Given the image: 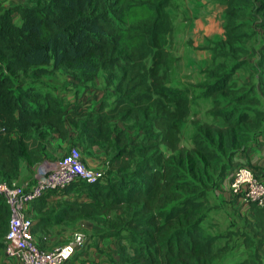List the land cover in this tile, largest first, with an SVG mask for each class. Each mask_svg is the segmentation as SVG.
<instances>
[{
    "label": "trees",
    "instance_id": "trees-1",
    "mask_svg": "<svg viewBox=\"0 0 264 264\" xmlns=\"http://www.w3.org/2000/svg\"><path fill=\"white\" fill-rule=\"evenodd\" d=\"M30 1L29 6L16 5L0 13V180L20 184L21 164L42 162L47 156L45 138L55 133L65 139L70 126L86 146L106 144L113 149L109 168L117 179L77 182L62 189L77 195L58 201L60 207L51 217L54 223L119 211L122 216L107 219L114 230L100 234L118 240V264H220L221 250L212 249L214 237L200 225L206 217L207 194L216 179L221 182L228 173L235 153L249 145L264 109L256 89L240 93L231 87L233 72L244 61L224 68L218 55L245 52L243 43L250 34L242 30L241 18L250 17L251 3L264 12V0H221L224 38L213 43L212 64L204 69L198 87L211 98L210 115L223 123L198 122L191 147L183 145L180 136L190 114L186 90L169 85L163 72L170 60L172 0ZM261 22L264 28V17ZM259 64L264 71V53ZM59 71L69 72L81 84L100 71L108 72L107 77L119 71L113 105L102 103L95 111L76 103L67 113L47 91L40 101L34 84ZM22 77L25 84L20 83ZM261 93L264 99V83ZM113 121H131L133 129L145 133L148 140L138 154L127 130H114ZM159 144L168 154L156 147ZM58 191L51 190L30 205L35 212H47L51 208L47 197ZM250 205L249 225L261 239L253 254L233 264H263L264 206ZM30 217L32 234L47 225L42 216ZM9 219V207L0 196V250ZM121 228H129L127 237ZM246 242L248 249L252 245Z\"/></svg>",
    "mask_w": 264,
    "mask_h": 264
},
{
    "label": "rangeland",
    "instance_id": "rangeland-1",
    "mask_svg": "<svg viewBox=\"0 0 264 264\" xmlns=\"http://www.w3.org/2000/svg\"><path fill=\"white\" fill-rule=\"evenodd\" d=\"M185 0H172L169 5V11L174 23V30L171 32L168 38L167 50L170 53V60L169 64L163 67V72L166 73V79L169 80L174 85V87H180L186 90V94L189 99L190 111L189 116L181 129V143L187 147H191L192 145V135L195 131L196 124L198 122H215L217 124H222L223 121L220 118H215L211 116L209 111L212 108V101L210 97H206L201 89L198 87V84L204 79L203 71L206 66L201 65V55H202V44L200 40L206 35L205 28H196L195 35L190 34L192 29V24L198 21V18L190 17L187 14H184L182 10V6ZM190 3H193V0H187ZM219 5H223L224 3L221 0H216ZM214 7V6H213ZM218 7V6H216ZM247 10L250 11V17L241 18L244 21V25L242 30H247V25L249 21H258L259 19L264 17L263 10H259L254 6V3H251L247 7ZM220 11V9H218ZM252 15L255 17L253 18ZM218 17V16H217ZM191 21V23H190ZM225 23V16L223 11V28ZM257 25V24H255ZM251 27H249L250 29ZM252 29V28H251ZM210 30V29H209ZM220 26L218 23V18L215 19V24L211 27L210 32L215 35L219 32ZM250 37V36H249ZM248 37V38H249ZM224 38V36H223ZM222 38V39H223ZM247 38V39H248ZM243 46L245 47V43ZM221 40V39H220ZM214 40H211L207 48L213 46ZM212 51V49H211ZM252 60V55L248 54V51L240 53L236 57L234 56H224L218 55V62H222L224 64V68H231L236 63V61H245V60ZM200 60V62H199ZM260 58L257 59L256 63L259 65ZM93 63H96L93 60ZM212 64V63H211ZM210 64V65H211ZM252 64V63H251ZM209 65V66H210ZM204 66V67H203ZM208 66V65H207ZM208 66V67H209ZM262 68V69H261ZM260 72L264 76L263 67H260ZM102 71L98 73V75L92 79V83L94 84L93 91H89L93 93V96L98 97L95 102L96 106H93L92 110H98L100 104L105 103V106H112L114 103L113 96L115 95V83L117 77L119 76V71H115L112 76L106 77L103 79L101 75ZM106 75L108 72H104ZM70 74L69 72L59 71L57 73H50L48 75H44L39 81V92L42 95L47 91L51 96L57 99L62 107L65 109L68 106H71L72 103L76 102L78 98L75 95L70 94L71 91L67 84H71V82H67L65 75ZM250 75L249 80H245L246 75ZM253 75H255L253 77ZM260 75V73H259ZM75 79V78H74ZM82 78H80L81 80ZM232 79L235 82L234 85L231 87L236 89L234 91H249L251 87L257 91L259 98L261 99V105H264V99L261 93L262 85L260 84V78L255 71L253 73L248 72V69H240L237 72H233ZM70 81V79L68 80ZM90 82V81H89ZM233 82V83H234ZM88 83V82H87ZM87 83H83V86H87ZM74 86V85H73ZM253 92V91H252ZM75 94V93H74ZM68 95V96H66ZM228 94L227 97H229ZM94 100V98H93ZM261 105H258L259 107ZM253 105H251L252 107ZM261 106V107H262ZM132 122L128 121L125 123L119 121L112 122V128L114 130L118 128H124L130 134L132 138V143L136 146L134 147L136 153L138 154L139 146H144L147 143V138L145 133L140 130H136L131 126ZM69 143V141H68ZM72 146H76L81 155V162L82 164L89 169L98 170L102 172V179L106 181H114L117 179L116 171L109 168V159L113 154V149L107 146L106 144L95 145L97 151H91V147L86 146L85 142L83 141L82 136L80 137V144L75 145L74 143L70 142L66 148H70ZM158 149L163 151L164 153L168 154L165 145L159 144ZM66 149L65 151H67ZM154 149V148H153ZM94 155H97V158H101L102 163L99 168L89 167L85 163V158H93ZM140 158H137L139 161ZM137 161L134 160L131 164V169H135L137 166ZM217 178L215 183L212 185V188L209 190L207 194V204H206V217L201 222V229L206 235H212L214 237V242L212 244V249L221 250V257H220V264H233L236 261H239L247 256H250L255 251V245L260 241L261 236L255 235L252 231L249 222L251 220L248 219L247 215L242 211L241 206H237L236 198H229L230 197V190L224 189L220 187V182ZM72 189H76L73 187ZM234 202V206L232 203ZM50 209L47 212L38 213L35 212L33 215L34 219L42 216L46 219L47 225L41 228L40 230H45L48 234L52 233L54 227L57 225L56 223L51 220V217L55 214V212L60 207V202H53L50 205ZM123 214L119 211L110 213L106 217H95L91 219H81L85 221H93L96 225L100 228L99 232H106V231H113L114 229L110 228V223L107 219L112 220V218L116 216H122ZM131 215V213H129ZM244 215V216H243ZM76 222L71 223H62L61 225L73 226ZM123 231V235L126 234L128 236V229L129 228H121ZM76 232H82L86 238L87 235L83 231V229L78 228ZM127 238V241L132 244L134 241L130 238ZM248 241L252 246L250 248H246L245 244ZM127 242V244H128ZM264 243V241H263ZM262 243V244H263ZM134 245V244H133ZM130 246V245H129ZM131 248V247H130ZM132 249H130L131 251Z\"/></svg>",
    "mask_w": 264,
    "mask_h": 264
},
{
    "label": "crops",
    "instance_id": "crops-1",
    "mask_svg": "<svg viewBox=\"0 0 264 264\" xmlns=\"http://www.w3.org/2000/svg\"><path fill=\"white\" fill-rule=\"evenodd\" d=\"M187 0L184 1L182 6V10L184 14H187L190 17L198 18V21L192 24V29L190 34L195 35L196 28H205L206 35L200 40L202 44V55L201 61L202 64L208 67L212 63V51L210 48H207L211 40L214 42L219 41L224 36V28H223V11L225 9V5H219L216 0H193V3H190ZM22 5L29 6L31 5L30 0H0V13H2L6 8ZM214 6V7H213ZM218 6V7H216ZM220 9V11H218ZM168 12L169 8H168ZM14 17L17 16L16 13L13 14ZM218 16V17H217ZM253 18H255L252 15ZM218 18V23L220 26V30L217 34L213 35L210 30L211 27L215 24V19ZM191 23V21H190ZM261 19L258 21L253 20L249 21L247 25V32L250 34V37L247 39L245 43V49L248 51L249 55H252V60L246 59L243 64H241L237 68V72L240 69H248V72L255 73L262 79H260V84L264 81V76L260 72V67L257 65L256 61L260 58L261 54L264 53V28L261 26ZM257 24V25H255ZM174 25V23H173ZM249 27H251L249 29ZM210 29V30H209ZM174 30V28H173ZM169 38V37H168ZM200 62V60H199ZM252 63V64H251ZM208 65V66H207ZM260 65V64H259ZM203 66V67H204ZM262 69V68H261ZM57 73V72H55ZM260 73V75H259ZM103 79H106L107 75L102 72L101 73ZM255 75H253L254 77ZM67 82H71V84H67V87L70 88V94L77 96L75 103H72L71 106H68L64 109L65 112L70 113L74 108L76 103L80 104V107L87 110H92L93 106H96L95 102L98 97L93 96L94 84L93 81L88 82L85 86L84 84L78 83L76 79L71 74L65 75ZM70 79V81H68ZM250 75H246L245 80H249ZM25 78L22 77L20 79V83L25 84ZM40 81V80H39ZM39 81L34 84L35 88H39ZM169 85H174L169 82ZM74 85V86H73ZM90 91V92H89ZM75 93V94H74ZM68 96V95H66ZM94 98V100H93ZM264 109V105L262 106ZM69 127V135L67 138L62 139L57 134L50 133L46 138V150L47 156L45 159L40 162L36 166L27 167L24 163L20 166L19 176L17 181L24 185L26 183L33 182L36 174V170L38 166L44 162L56 161L66 152L65 150L70 142L75 145L80 144V136L78 130ZM37 134V132H35ZM69 141V143H68ZM91 151H97V149L91 146ZM85 163L89 167L99 168L101 166L102 160L101 158H97V155H94L93 158H85ZM248 166L251 167L256 175L264 181V117H262L261 125L254 129L251 134L250 143L247 147L239 150L235 153L232 158V166L234 168L236 166ZM231 168L228 170V173L221 179L220 187L224 189H229V180L231 175ZM231 192V191H230ZM77 195L75 192H63L58 191L53 194H50L47 199L49 202H58L65 199H74V196ZM234 195L230 194V199L233 198ZM236 198L237 206L242 207V211L247 215L248 219L251 220L250 217V209L251 205L244 203L240 199ZM80 199H82L80 197ZM234 206V202L232 203ZM26 214L29 216H33L35 214L34 209L31 205L27 206ZM243 215V216H244ZM62 224V223H61ZM57 224L54 227L52 233L48 234L45 230H39L33 233L34 239L37 243L43 248H51L56 245L64 244L71 236L76 232L78 228L83 229L86 233L87 238L85 240V245L83 250H79L74 257L71 259L69 264H118V260L120 257V244L117 239L114 237H101L98 230L100 229L96 223L93 221H85L79 220L73 226L61 225ZM262 263L264 264V243L262 244ZM0 264H20L16 258L8 257L3 248L0 250Z\"/></svg>",
    "mask_w": 264,
    "mask_h": 264
},
{
    "label": "built area",
    "instance_id": "built-area-1",
    "mask_svg": "<svg viewBox=\"0 0 264 264\" xmlns=\"http://www.w3.org/2000/svg\"><path fill=\"white\" fill-rule=\"evenodd\" d=\"M102 177L101 171L82 164L79 149L72 146L58 160L40 164L33 182L22 185L0 180V196L10 210L4 253L16 258L20 264H69L84 247L86 236L82 232H75L64 244L51 248L39 247L31 231L32 217L26 214L27 206L51 190H62L77 182L92 184ZM229 188L244 203L264 206V181L250 167H234Z\"/></svg>",
    "mask_w": 264,
    "mask_h": 264
}]
</instances>
